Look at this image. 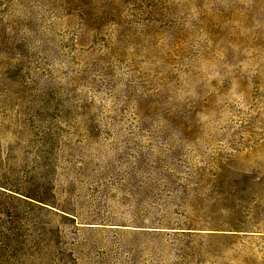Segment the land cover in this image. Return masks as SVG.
<instances>
[{
  "label": "rangeland",
  "instance_id": "374dc122",
  "mask_svg": "<svg viewBox=\"0 0 264 264\" xmlns=\"http://www.w3.org/2000/svg\"><path fill=\"white\" fill-rule=\"evenodd\" d=\"M0 264H264V0H0Z\"/></svg>",
  "mask_w": 264,
  "mask_h": 264
}]
</instances>
